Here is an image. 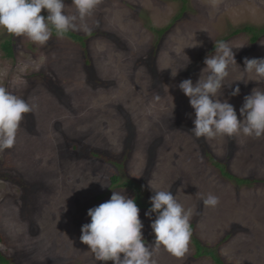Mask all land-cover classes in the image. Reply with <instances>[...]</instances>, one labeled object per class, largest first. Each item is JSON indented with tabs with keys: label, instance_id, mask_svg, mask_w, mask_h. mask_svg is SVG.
<instances>
[{
	"label": "rangeland",
	"instance_id": "obj_1",
	"mask_svg": "<svg viewBox=\"0 0 264 264\" xmlns=\"http://www.w3.org/2000/svg\"><path fill=\"white\" fill-rule=\"evenodd\" d=\"M65 3L75 12L71 0ZM183 5L160 37L152 27L165 28ZM84 25L74 31L87 37L85 46L54 34L41 46L0 29V86L36 105L14 147L0 151V251L10 264H114L97 261L80 236L88 210L113 190L133 198L112 182L120 175L144 182L145 201L155 194L149 181L170 190L191 209L203 243L223 241L227 264H264V137H195V112L179 88L200 79L215 41L247 25L264 26V0H98ZM252 35L225 41L235 47L236 63L220 99L239 119L244 98L264 90V81H237L254 79L243 71L245 58H264V34L256 42ZM7 39L13 57L1 46ZM237 86L239 95H231ZM198 192L218 196V206L205 207ZM147 211L140 208L142 232L152 243L155 213L149 218ZM193 254L190 242L182 257L161 247L154 258L214 264Z\"/></svg>",
	"mask_w": 264,
	"mask_h": 264
},
{
	"label": "clouds",
	"instance_id": "obj_2",
	"mask_svg": "<svg viewBox=\"0 0 264 264\" xmlns=\"http://www.w3.org/2000/svg\"><path fill=\"white\" fill-rule=\"evenodd\" d=\"M97 3L98 0H71L75 12L69 13L65 0H0V29L42 46L51 39L53 32L63 38L70 31L87 30L84 22ZM234 48L230 42L215 41L214 52L204 60L206 67L202 69L200 79L195 83L185 79L179 84L194 109L191 133L197 138L264 137V90L254 88L244 98L239 110L242 119L228 100L220 99L230 66L236 63ZM244 65L243 71L254 79L237 81H264V58H245ZM171 75L175 77L177 72L172 70ZM239 93L237 86L231 95ZM35 107L34 103L0 86V151L14 147L25 114L34 111ZM149 184L155 194L150 198L151 207L145 215L151 218L155 213L151 223L154 242L145 243L144 225L135 199L124 195L122 190H113L109 200L88 210L91 220L81 229L80 240L89 246L97 261L157 264L154 257L161 247L176 257H182L189 250L191 209H186L170 190L153 188L151 181ZM201 199L205 207L215 208L219 204V197L211 193L206 197L201 195Z\"/></svg>",
	"mask_w": 264,
	"mask_h": 264
},
{
	"label": "trees",
	"instance_id": "obj_3",
	"mask_svg": "<svg viewBox=\"0 0 264 264\" xmlns=\"http://www.w3.org/2000/svg\"><path fill=\"white\" fill-rule=\"evenodd\" d=\"M185 9V5H183L182 11L171 21L170 24H168L165 28L162 29H156L154 27H152V29L154 31H156L160 37H162V35L164 34V32L169 29L174 22L180 18L183 15ZM241 32H247V33H252V41L256 42L258 40V38L260 37V35L264 34V26L261 28H257L254 26H245L242 29H238L233 31V33H231V35H228L226 37H224L223 39H221V41H226L228 39H230L232 36L237 35L238 33ZM54 35L55 32H53ZM68 38H71L72 40H74L75 42H81L83 44V46L86 45V38L85 36L78 34L76 31H70L69 33H67L65 35ZM1 46L3 47L7 57H13L14 55V42L12 39H7L5 40ZM215 48V47H214ZM86 56H88L87 51L85 52ZM212 163L217 167H221L220 163L217 160H213ZM222 170V167H221ZM226 176L232 178V179H236V181L240 184H249L252 183L251 179H247V178H239L229 172H225ZM255 181V180H253ZM112 182L114 184H116L117 186L123 187V188H128L130 190H132L133 192V198L135 199L137 205L139 208H146L149 209L151 207L150 201H145L144 199V182L143 181H137L136 178L133 177H125L122 178L120 175H114L112 177ZM256 182V181H255ZM104 195H102L99 198H102ZM98 198V199H99ZM191 224V228H192V236H191V240L190 242L193 245V249H194V254L192 255L193 259L197 260V261H203V260H210L212 261L214 264H227L225 259L222 257L221 253H220V248L222 246L223 241H219L217 244H205L203 243L197 236L196 234H194L195 232V223L192 221L190 222ZM0 240H1V236H0ZM12 261V259L6 255H4L1 251H0V264H10Z\"/></svg>",
	"mask_w": 264,
	"mask_h": 264
}]
</instances>
